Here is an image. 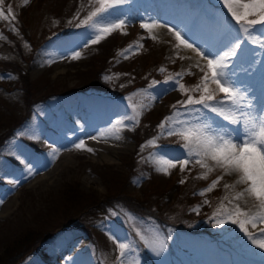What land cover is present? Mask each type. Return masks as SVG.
I'll list each match as a JSON object with an SVG mask.
<instances>
[{"label":"rangeland","instance_id":"1","mask_svg":"<svg viewBox=\"0 0 264 264\" xmlns=\"http://www.w3.org/2000/svg\"><path fill=\"white\" fill-rule=\"evenodd\" d=\"M8 5L16 19L0 20V171L20 164L32 150L37 156L25 159L26 170L34 175L28 181L17 173L0 176V189L13 198V212L0 218V264H117L118 242L130 245L124 257L126 264H262V258L249 251L260 250L236 225L216 226L212 218L226 194L223 185L232 183L234 176L225 175L215 190L201 196L199 192L222 175L220 170L207 179H197L204 171L198 165H189L190 170L183 172L177 166L164 174L156 170L153 160L157 152L169 157L183 153V141L175 135L161 136L157 125L177 110L184 114L179 119L191 118L189 110L177 104L186 95L173 90L171 82L164 83L166 77L185 71L180 82L196 85L203 73L195 65L206 62L190 50L175 48V39L168 31L154 29V40L140 24L173 22L190 42L199 45L220 30L226 10L218 0H128L106 14L108 20H126V27L97 44L90 43L93 29L76 27L94 7L89 0H29L26 5L23 0H5V12ZM136 42L143 47H134L127 59L119 55ZM75 51L81 53L79 59L70 58ZM40 57L44 60L41 65L37 63ZM162 67L167 71L161 72ZM231 67L237 87L258 106V101L264 99V50L246 41ZM20 73L31 82L28 88L21 84ZM152 80L159 83L149 89ZM139 89H147L155 99L146 95L133 98L147 107L138 122L125 119L127 127L102 140L112 141L114 149L76 150L75 144L90 136L89 127L96 117L101 118L97 128L105 129L117 119L132 116L126 98ZM72 105L81 109L74 126L63 121V111ZM145 113L149 118L144 126L160 118L157 131L149 135L141 128ZM202 113L219 125L231 127L214 113L203 109ZM23 115L22 125L15 127ZM35 131L42 134L38 144L33 138ZM116 135L121 138L116 139ZM153 137H159L157 146L142 150L141 146ZM56 147L69 150L71 166L46 178L49 169L42 159ZM181 179L187 184L180 183ZM243 187L237 185L236 190ZM151 192L161 207L178 199L187 207L185 218L194 220L199 230L180 228L172 222L165 225L155 215L139 212L137 207L148 205L147 195ZM245 199L247 205L243 200L239 203L250 208L253 202ZM206 214L211 219H203ZM75 217L79 219L73 221ZM248 227L255 233L264 225ZM138 232L148 237L159 255L145 247ZM71 239L74 243L69 245ZM62 249L64 255L58 257ZM20 254L23 257L18 259Z\"/></svg>","mask_w":264,"mask_h":264},{"label":"snow or ice","instance_id":"2","mask_svg":"<svg viewBox=\"0 0 264 264\" xmlns=\"http://www.w3.org/2000/svg\"><path fill=\"white\" fill-rule=\"evenodd\" d=\"M127 2L128 0H89L94 7L76 27L86 25L93 29L94 35L90 43L97 44L112 32L122 31L126 27V20H108L106 14H110V9ZM218 2L226 10V14H223L221 18L220 30L214 36L203 39L199 45L190 42L186 38V33L167 24H160L154 20L140 24V27L145 29L154 40L157 39L153 34L154 29L167 28L175 39V48L183 47L190 50L200 60L206 62L203 66L199 62L195 65L203 73L196 85L186 86L180 82L186 74L185 71L166 77L164 83L171 82L173 90L186 95V99L177 101V104L188 109L187 115L191 118L179 119L184 114L177 110L157 125L161 136L175 135L183 141L181 145L183 153L179 157H169L157 152L153 160L157 166L156 170L164 174H170V169L177 166L183 172L189 169V165H198L204 171L197 176V179H207L209 174L220 170L222 175L217 176L202 189L199 192L201 196L215 190L225 175L234 176L235 180L232 183L223 185L226 194L221 198L212 215L216 219V226L223 227L228 223L236 225L246 240L255 246V249L260 250L255 252L249 249L252 255L260 256L264 264V227L259 228V231L255 233L249 231L248 227L250 225L255 229L257 225H264V99L260 101L258 108L255 107L245 93L237 87L231 67L233 58L238 56L246 41L264 50V0H218ZM4 3L5 0H0V20L14 21L16 16L12 6L8 5L5 12ZM28 3L29 0H23L24 5ZM12 30L15 31V28L13 27ZM0 39H3V36H0ZM134 47L139 49L143 45L136 42L123 49L119 55L127 59L128 53ZM254 54L259 55V53ZM80 56L81 53L75 51L70 58L79 59ZM184 58L180 57V59ZM160 71L165 72L167 69L162 67ZM187 74L192 73L188 70ZM158 83L159 81L152 80L148 88L152 89ZM193 93H199V95H193ZM220 94L223 95L218 98ZM141 95L155 99L147 89H139L132 93L126 99L129 101V108L133 115L117 119L110 128L99 132L100 138H108L113 133H119L122 127H127L124 123L125 119L138 122V117L147 105L138 104L133 98ZM173 108L175 109L176 105H173ZM202 109L214 113L231 127L219 125L203 116ZM33 138L38 139V137ZM115 138L121 137L116 135ZM91 139L95 140L97 137L92 136ZM158 139L159 137H153L142 145L141 149L156 147ZM75 148L94 152V149L87 147L84 140L76 143ZM180 183H185V180L181 179ZM237 185L244 187L237 191ZM245 198H250L253 202L250 208L242 207L239 203L243 200L247 205L248 200ZM205 203L208 201L206 200ZM138 235L144 241L145 247L152 248L157 255L160 254L146 235L140 232ZM129 247L130 245L126 243H117L119 250L117 264H126L124 257Z\"/></svg>","mask_w":264,"mask_h":264},{"label":"bare ground","instance_id":"3","mask_svg":"<svg viewBox=\"0 0 264 264\" xmlns=\"http://www.w3.org/2000/svg\"><path fill=\"white\" fill-rule=\"evenodd\" d=\"M167 25L169 27L176 28V26H175V24L173 22L167 23ZM157 29L162 31V32L168 31L167 28H157ZM43 62H44L43 57H40L39 59H37V63L39 65H41L40 63H43ZM259 104H260V102L258 101V103H257L258 106H256L257 108L259 107ZM79 110H81L80 106H73V105H72L71 108H68V109L64 110L63 111V115L65 116V118L63 119V121L66 122L65 124H68V125L69 124H71V125L73 124V126H74V120L77 117V114H78L77 112H79ZM100 121H101V118L96 117L91 122L90 127H89V129H90L89 132H91L90 136L87 139H83V140L85 141V144L87 145V147L92 148V149H94V148H96V149H104V150L114 149V148H112V145H111L112 141L111 142L108 141V140H107V142L106 141H102L105 138H100L99 137V132L107 129L110 126V125L108 127L106 126L107 128H105V129L104 128H97V126L99 125ZM41 135H42L41 131H35L33 133V137H38V139L34 138V142H36V143L38 142L39 143V139H42ZM92 136H96L97 139H95V140L91 139ZM70 150H73V149L70 148ZM51 151L52 152L51 153L49 152L50 154L48 156L47 155L44 156L45 157L44 160L42 159L43 162L46 161L47 164L46 163L45 164L48 165V169H49L47 175H45L46 178L49 177V176H52L54 174L60 173L61 170L63 168L65 169L67 166L68 167L71 166L72 154L69 152V150L56 147V148L51 149ZM44 153H45V151H44ZM43 154H40V159L43 158ZM35 156H37V154L33 150L30 151L29 155H24L23 156L24 160L22 162L20 161V164H18V165L16 164V166L14 165V166H10V167H4L2 169L3 171H0V176L3 175V176L9 177V176L17 173V174H19V177H23L24 178V179H22L23 181H25V180L28 181V179H30V177L34 176V175L31 174L32 172L29 173L26 170L25 165H27V162H25V159H26V161H30L31 158H33ZM38 157H39V155H38ZM46 178H44V179H46ZM39 179L40 178H37L36 181H38ZM0 198L4 199V200H0V218L1 217L3 218L5 216H9V214H11L13 212L11 210V206H12V203H13V198L10 197V194H7V192L2 191V189H0ZM67 243L69 245H71V244L74 243V240L71 239ZM63 251H64V249L60 250L61 253H59L57 256L61 257L62 255H64ZM60 264H62V263L60 262Z\"/></svg>","mask_w":264,"mask_h":264},{"label":"trees","instance_id":"4","mask_svg":"<svg viewBox=\"0 0 264 264\" xmlns=\"http://www.w3.org/2000/svg\"><path fill=\"white\" fill-rule=\"evenodd\" d=\"M18 19L21 21V27L23 28V26H25V24L22 23V20H21V18L19 16H18ZM23 30H24V28H23ZM6 34L7 35H10V33H6ZM11 40L13 41V43H15V38H13L12 36H11ZM16 44L18 45V43H16ZM110 59H111V53L108 54V56L106 57V63H108ZM104 63H105V61L103 62V65H104ZM106 63H105V65H106ZM7 66H9L11 68H14V69L16 68V67L12 66L11 64H8ZM17 67H19V66H17ZM22 72H24V71L22 70ZM25 75L26 74H24V73H20L19 74V78L21 80V84L23 85V87L24 88H28L30 86L31 82L27 79V77ZM142 86H144V85H142ZM36 100H34L32 102L35 103ZM147 114L148 113H145L141 117V122H142L141 128H144V134L145 135L146 134L149 135L150 133H152V131H157L155 129V126L157 125V123L160 122V118H157L155 121H148V124H146L144 126L143 124L147 123L146 121L149 118V117H147ZM24 119H25V115H23V117L19 120V122L17 123V125L15 127H17V126L19 127L20 125H22ZM15 127L12 128V129H15ZM141 142H142V140H140V143H138V145H140ZM185 184H187V182ZM151 193H149L147 195L148 205L145 208H139V207H137L139 212L145 214V212L147 211V212L155 215L156 218L158 220H160L165 225H169V224H171L170 222H172L175 226L180 227V228H182V227H186V228L194 227V225H193L194 220H190V219L185 218V212H186L185 210H186L187 207H184L183 206L184 205L183 203L181 204L180 202H177L178 199L173 204L171 203L168 206L161 207L156 202L155 197L152 196L153 193L152 194ZM207 210L208 211L210 210V206L209 205L207 207ZM212 218H213V215H212ZM78 219H79V217H75V218H73V221L78 220ZM203 219H208L209 220V219H211V215L206 214V215H204ZM195 220H197V219H195ZM83 229L86 230V231H88V228L85 227V226H83ZM194 229L196 231H198L199 230V227H196L195 226ZM226 243L227 244H230L231 242L230 241H227ZM18 257H19L18 259L22 258L23 257V254H20Z\"/></svg>","mask_w":264,"mask_h":264}]
</instances>
